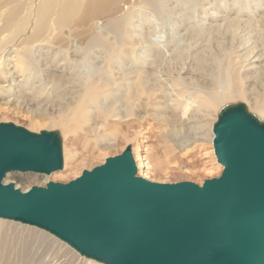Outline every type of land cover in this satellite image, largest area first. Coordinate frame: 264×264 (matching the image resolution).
<instances>
[{"label": "bare ground", "instance_id": "1", "mask_svg": "<svg viewBox=\"0 0 264 264\" xmlns=\"http://www.w3.org/2000/svg\"><path fill=\"white\" fill-rule=\"evenodd\" d=\"M207 3L211 13L205 7ZM229 3L0 0V78L11 74L25 85L37 82L32 89L33 98L60 101L58 114L49 117L48 124L60 127L57 130L62 136V153L69 133L84 131L80 147L92 153L93 148H106V136L113 140L119 135L136 138L142 133L141 127L146 129L147 119L148 124L150 119L169 123V117L177 122L189 110H194L190 117H205L240 100L247 102V112L257 121H264V0ZM195 12L204 13L205 17L193 20ZM180 16L182 19L178 20ZM98 22L102 24L97 27ZM161 25L183 30L182 38L186 41L178 44L175 36H169L173 33L168 34L166 41L173 48L167 59L160 44L151 38L157 32L163 33V29L158 30ZM85 59L95 68L82 77L79 68ZM59 61L62 63L58 66ZM186 62L192 69V83L185 82L180 75L183 68L182 73H189L187 65L184 67ZM190 84L193 91L189 93ZM168 100L173 101L172 106ZM30 118L32 125L38 122L35 115ZM90 135L95 137L94 142ZM208 136L207 140L212 141L213 134ZM64 149L65 165L69 158L77 161L76 147L70 152ZM182 149L178 151L181 153ZM133 152L140 170L143 159ZM182 156L177 159L184 160ZM144 165L146 170L152 169L149 163ZM218 167L221 170L219 163ZM11 172L20 171L6 173L3 182L8 181ZM27 172L38 173H21ZM20 177L26 181L30 178L28 174ZM46 179L38 183L43 185ZM27 188L28 185L21 190ZM60 239L36 225L0 217V264H21L20 256L26 250L37 256L41 253L29 264H69L71 257L64 256H71L70 253L77 257H72L73 264H107L80 257L76 249ZM60 257L65 259L58 261Z\"/></svg>", "mask_w": 264, "mask_h": 264}, {"label": "water", "instance_id": "2", "mask_svg": "<svg viewBox=\"0 0 264 264\" xmlns=\"http://www.w3.org/2000/svg\"><path fill=\"white\" fill-rule=\"evenodd\" d=\"M230 108L233 128L217 121L212 129L223 168L201 185L138 176L126 149L66 183L23 191L3 182L6 173L60 169L58 139L0 123V217L39 226L107 264H264V127L241 105ZM37 142L41 151L27 147Z\"/></svg>", "mask_w": 264, "mask_h": 264}, {"label": "rangeland", "instance_id": "3", "mask_svg": "<svg viewBox=\"0 0 264 264\" xmlns=\"http://www.w3.org/2000/svg\"><path fill=\"white\" fill-rule=\"evenodd\" d=\"M193 1L195 0H191V2ZM232 1L233 0H224L225 3H229V2L232 3ZM205 7L209 9L208 10L209 13L212 12V9H210L211 6L208 3L205 5ZM127 9L129 10V7ZM122 12L124 11H121V13ZM204 17H205L204 13L195 12L193 20L200 21ZM181 19L182 17L180 16L178 20H181ZM208 21L210 22V20ZM218 21L219 19H217V22ZM99 22L96 25L97 27L101 26L102 24ZM162 29H163L162 34L160 32H157L151 38L154 42L157 43V45L158 43L160 44L159 46L164 50V53H166L165 54L166 56H164V58L167 59V57L170 56L171 54V49L173 48V47L172 48L170 47L171 43L166 41L168 39V34L176 33L174 35L172 34L169 36H173V37L175 36L176 40H178L177 42L178 44L180 43L181 45H183L186 43V41L184 40V38H182L183 30L181 31L180 29L171 28L170 25H166L165 28H164V25H161V27L158 30L161 31ZM237 38H239V36ZM235 42L236 41H234L233 44H235ZM250 43L251 42H248V44ZM140 51H142V49ZM57 59L58 58L54 60L56 61ZM94 59L96 60L97 58H94ZM83 62H81L83 65L81 66V68L84 71L82 72V69L79 68V72L82 75V77L83 76L85 77V75L88 73V70H93L95 67H92L91 65L87 64L88 60L86 59L83 60ZM59 63L61 64L62 61L58 62L57 64L58 66L60 65ZM186 65L188 67L187 69L189 73H182V71L184 70L183 68V70H181L180 75L182 76L183 79H186L185 82L192 83L191 81H189L192 69H190L191 66L187 62L184 65V67H186ZM42 68H45L44 65H42ZM59 69L61 68L58 67V70ZM4 77H7L8 79L0 78V87L3 86L1 87L2 89H0V108H1L0 109L1 110L0 111V123H12L16 126L23 127L26 130L33 132V133H39L41 131L53 132L58 139V142L60 145V151H61V168L58 170L52 171L48 174L42 173V172H38V173L11 172L9 173L8 174L9 179L7 182H4V183L13 182L14 186H15V183H17L19 187L18 186H15V187H18L20 190L21 188H25V186L27 185H28V188L32 185H40L42 183L39 184L38 182H41L42 180H44V178H47L46 181L66 183L74 179L78 175H80L82 170L84 169L90 170L92 167L102 164L107 157L119 155L126 149H129L131 152V155L133 157V160L136 166V175L138 176L143 177V175L145 174L146 177H143V178L151 180V181H156V182L174 183V182H180V181H191L198 185H201L205 179H209L212 177H218L223 168V166L220 163L219 164L221 165V170L218 167V162L214 155L213 142L207 140V138L209 139L208 135H210V132L212 134L213 126L218 121V116L220 112L224 111L227 108L237 106V105H241L247 112L246 109L248 105L247 102L244 100H240L239 102L236 101L237 103H234V104L227 103L225 104L226 106L223 105L221 106L220 109L212 112L213 113L212 115H207L205 117H203L202 115L200 117L199 115H196V117L194 116L190 117L191 114L194 113L193 112L194 110H191V111L189 110L187 111L188 113L186 112L184 115H180L181 113L179 112L180 121L172 122L171 117H169V123H164L156 119H150L149 117L150 124L147 123L148 122V119H147V121L144 123V125L146 126L145 127L146 129L141 127L142 133H140V135L137 136L136 138L132 137L131 135L127 136L130 138H127V137L125 138V137H122V135H119L121 137L117 136L115 140H113L110 138L111 137L110 135L106 136L104 140L107 143L106 148H103L100 150L98 149L99 151H97L96 148H93L92 153L90 152L87 153L83 150V148L80 147V143L84 141L83 136H82V133H85L84 131H77V132L69 133L64 140L65 147H63V153L65 151L64 148L68 149L70 152V151H73V148L76 147L78 159L76 161V159L69 158L68 160L69 163L67 162V164L65 165L64 157L62 160V155H63L62 148H61V142H62L61 137L62 136L60 134L61 132L59 133L60 127L49 126L48 124L50 121L49 117L56 116L58 114V110H59L58 103H60V101L58 100H50V101L47 100L46 101V99L41 98V97L40 98L35 97L36 99L33 98L34 97L33 95H35V93H34V90L32 89H35L34 88L35 85L37 86L39 84L37 82L34 84H32V82H28L27 85H25L23 84V82H21L20 79H16L11 74L6 75ZM168 79L170 78L168 77ZM192 89L193 87L190 84L187 90H189L188 92L190 93L191 91H193ZM188 92H186L185 95H187ZM168 103L169 104L171 103L170 105L172 106L173 101L168 100ZM247 113L256 122L264 125V121L259 122L257 121V119L252 113H250L249 111ZM31 115H35L38 121L37 123L33 124L35 126L34 128L31 127L32 125V120L30 118ZM209 128H210V131H209ZM94 138L91 137V142L92 141L94 142ZM134 146L136 149L134 148ZM166 147H168V149ZM178 148H184V149H182V152L180 153V151H178ZM133 150L136 151L138 156L143 159L142 162L144 164L146 162L149 163L152 169L146 170V165L143 164L142 167H140V170H138V166L136 164ZM185 150L186 152L187 151L188 152L182 156V153H184ZM168 155L170 156L168 157ZM177 156L179 157L182 156V158L184 157V160L182 159L178 160ZM81 158L82 160H80ZM164 160H166L165 163H164ZM159 163L161 164V166H159L160 165ZM162 163L164 165H162ZM162 166H164V169L162 170L161 168L160 170V167ZM20 174H28L30 178H28L27 181L23 180L21 179ZM13 220L23 222L18 219H13ZM31 253L32 252L28 250H26V252L25 251L22 252V256H20V259L21 260L23 259L21 264H29V262L33 260L32 258L35 259L41 255V253H39L38 256L35 254L33 255L32 253L33 255L32 256ZM70 254L71 256H69V254L66 256L62 254V256H64L66 259H69L70 257L72 259V257L75 255H72V253ZM82 255L83 254L80 253V257ZM64 257H60L57 259L58 261H62L65 259ZM74 258L77 260L76 256L73 257V259ZM71 259L68 260L70 261L69 264H71L72 262H75L73 259L71 261Z\"/></svg>", "mask_w": 264, "mask_h": 264}, {"label": "snow or ice", "instance_id": "4", "mask_svg": "<svg viewBox=\"0 0 264 264\" xmlns=\"http://www.w3.org/2000/svg\"><path fill=\"white\" fill-rule=\"evenodd\" d=\"M237 115V109L227 108L224 111L220 112L218 116V124L223 125L225 130H229L233 128V122L237 119ZM243 119H246V117ZM262 127H264V125H262ZM31 139L38 141L39 138L33 137ZM27 147L34 151H41L43 149V146L38 142L29 144L27 145Z\"/></svg>", "mask_w": 264, "mask_h": 264}]
</instances>
